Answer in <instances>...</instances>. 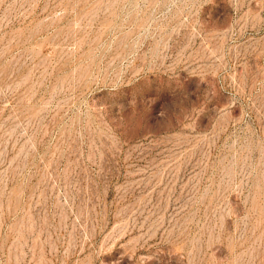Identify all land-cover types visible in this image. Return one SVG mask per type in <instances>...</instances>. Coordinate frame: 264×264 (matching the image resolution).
Masks as SVG:
<instances>
[{"label": "rangeland", "instance_id": "rangeland-1", "mask_svg": "<svg viewBox=\"0 0 264 264\" xmlns=\"http://www.w3.org/2000/svg\"><path fill=\"white\" fill-rule=\"evenodd\" d=\"M0 264H264V0H0Z\"/></svg>", "mask_w": 264, "mask_h": 264}]
</instances>
